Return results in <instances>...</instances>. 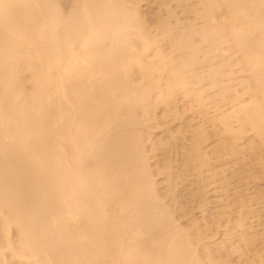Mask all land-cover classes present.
Returning <instances> with one entry per match:
<instances>
[{"label":"bare ground","instance_id":"bare-ground-1","mask_svg":"<svg viewBox=\"0 0 264 264\" xmlns=\"http://www.w3.org/2000/svg\"><path fill=\"white\" fill-rule=\"evenodd\" d=\"M72 2L71 11L65 14L58 0H0V229L10 251L8 257L17 264L229 262L216 259L204 240L208 224L206 231L191 224V233L175 225L177 212L186 207L180 206L176 214L171 210L174 207L170 209L173 201L176 207L177 200L171 183L174 188L179 177L182 180L192 171L199 176L211 172L214 152L219 154L215 158L220 153L239 157L248 149L253 157L258 155L264 178V0H160L158 10L151 14L155 5L148 4L149 10L143 5L150 19L139 0ZM163 45L168 46V50L164 46L168 52ZM231 59L232 65L238 64L234 66L249 74L242 71L258 91L253 90L259 98L254 97L255 101L249 92L253 103L249 101L248 108L239 103L244 119L238 114L240 105H235L237 113L231 106L236 113L228 112L232 118L217 109L220 98L228 100L227 94L233 91L228 83L233 79ZM224 70H230V76ZM222 76L228 82H222ZM205 82L207 87L196 85ZM206 90L217 92L211 93L215 100L220 99L217 107L212 96L205 97ZM179 95L187 105L192 98L190 112L198 105L195 114L186 104L179 105L181 110L187 108L180 111L176 103ZM236 96L230 99L238 102ZM224 102L219 104L226 106ZM168 105L175 108L170 111L174 116L198 113L205 125L217 122L223 128L217 132L220 141L215 139L217 126L212 135L204 127L189 129L190 135L185 128L179 130L178 138L185 132L192 142L181 137L189 146H178L177 173L170 165L171 150L177 151L175 146L180 143L177 133L167 132L164 142L163 135L157 138L152 123L148 126L146 120L158 110L164 113ZM173 109L180 114L175 115ZM171 113L168 115L173 118ZM159 117L158 124L166 118L160 121ZM178 117L175 119L182 122L185 116ZM237 118L238 130L230 127V121ZM191 122L189 125L196 123ZM246 128L258 138L253 131V140L245 137ZM165 132L161 133L167 136ZM211 136H216L211 145L221 142L215 144L218 148L205 143ZM245 138L258 142L248 146ZM146 140L154 142L146 145L149 152L145 151ZM239 140H245L249 148L237 145ZM150 159H155L152 164L157 174L155 169L151 171ZM242 171L244 178H250L247 168ZM162 172L177 177L174 182V178H164L170 179L168 184L164 182V193L167 198L173 196L172 203L160 201L164 195L159 199L155 192L158 181L153 177ZM235 172L239 179L241 175ZM202 180L201 186L207 182ZM241 200L246 203L245 198ZM246 214L236 222L240 234L227 239L234 238L230 247L239 257L252 252L251 264H264V231L260 236L250 233ZM11 228L18 233L15 245L9 235ZM2 252L0 264L10 263Z\"/></svg>","mask_w":264,"mask_h":264},{"label":"rangeland","instance_id":"rangeland-1","mask_svg":"<svg viewBox=\"0 0 264 264\" xmlns=\"http://www.w3.org/2000/svg\"><path fill=\"white\" fill-rule=\"evenodd\" d=\"M57 1V0H56ZM60 1V2H59ZM62 1L63 0H58V3H59V5H60V7H62V5H63V7L64 8H62L61 10L63 11H65V14L67 13V11L69 12V11H71L70 9L72 8V7H70V6H73V3L74 2H72L71 3V1L72 0H64L63 1V4H62ZM66 1V2H65ZM120 1V0H119ZM147 1H150V0H147ZM147 1H144V2H141V0H139V2H141V8L143 7V5L146 7V6H148L149 8H147L148 10L149 9H152V7L150 8V6H154L153 7V9L152 10H150V14L152 13V12H156L157 10H158V6H156V5H159V1L158 0H155L156 1V4H155V1H154V3L152 4V3H148ZM152 1V2H153ZM159 3H158V2ZM169 1H171V0H169ZM70 2V3H69ZM174 2V1H173ZM66 3V4H65ZM172 3V2H171ZM170 3V5H172ZM65 4V5H64ZM138 4H140V3H138ZM150 6H149V5ZM175 5H177L176 3H174ZM174 5V6H175ZM173 6V5H172ZM178 7V6H177ZM173 8V7H172ZM142 9H146V8H142ZM147 9H146V12L144 11L143 13H145L144 15H145V17L147 18V19H150V17L148 18L147 16H149L150 14L148 13V11H147ZM173 10V9H172ZM175 10V9H174ZM178 10H180L179 8H177V12H179ZM176 11V10H175ZM174 11V12H175ZM159 12V11H158ZM176 12V13H177ZM162 14V13H161ZM164 46H167V45H163V47H162V49H164V50H166L167 48H168V46L166 47V49H165V47ZM168 50V49H167ZM166 50V52H168ZM234 59V58H233ZM236 59V58H235ZM234 59V60H235ZM229 61L230 60H228L226 63H227V65H229ZM233 60L231 59V61H230V65H232L231 64V62H232ZM235 61H237V60H235ZM238 62V61H237ZM225 63V64H226ZM216 64V63H215ZM214 64V66H216L217 64H219V63H217L216 65ZM221 65V64H220ZM223 65V64H222ZM221 65V66H222ZM229 65V66H230ZM234 65H235V63H234ZM234 65H232V66H234ZM238 65V64H237ZM237 65H235V66H237ZM229 66H226L227 68L229 67ZM232 67L230 70H232L231 71V73L233 74V76H230V74L231 73H228V72H230V70H227L228 72H226L225 70V75L227 74V76H228V74H229V76L232 78L233 77V79L231 80V81H227L226 80V82H228L232 87L230 88V89H233V91L234 90H236V94H237V96H238V98L240 97V100H238V102H235L234 100H232L233 98H234V95L236 96V94H233L234 92L232 91V90H230L231 92H229L228 94H229V97H228V94H227V98H229L228 100H222V98H220L221 99V102L222 101H227L226 103V106H224L225 104H223V105H221L222 103L221 102H219V98H216V100L219 102V103H221V104H219L218 102V107H217V104H216V100H215V98H213V97H215V96H213V95H211V93L212 94H215V93H217V92H213V90H206V91H209V92H207L208 94H205V97L207 96V99H208V95H210V96H212V98L214 99V101H215V107H217V109L219 110V114H221L222 116L224 115V114H226V113H228V112H231L234 108H235V105H240L241 107L239 108V115L241 114L240 112H242L243 111V109H242V105H247V104H249L251 101H255V98L257 99L258 97H255L254 95H253V90H255L256 92H258L256 89H255V86H254V88H253V86H252V84H251V82H254L253 80L251 81V78H250V80H248L249 79V77L247 78V76L245 75V73L247 74V72L246 71H243L241 68H237V67ZM218 66H216L215 68H217ZM220 67V66H219ZM218 67V68H219ZM224 67H225V65H224ZM231 67V66H230ZM238 67H239V65H238ZM237 68V69H236ZM224 69V68H223ZM238 69H241V70H239V71H241V73L240 72H236V71H238ZM245 72V73H243V72ZM247 75H249V74H247ZM223 77V76H222ZM227 78V77H226ZM224 80V77L222 78V82H224V83H226L225 81H223ZM203 83V82H202ZM202 83H198V84H196V85H200V86H204L205 85V87H207V83L205 82V84H202ZM253 85H254V83H253ZM195 86V85H194ZM198 86L196 87L195 86V88H198ZM249 87V88H248ZM200 88V87H199ZM250 89V90H249ZM216 91V90H215ZM254 91V94H256V92ZM247 92V93H246ZM249 92H251L250 94H251V96H253L252 97V99H250L251 97H250V94H249ZM206 93V92H205ZM210 93V94H209ZM259 96V93H257L256 94V96ZM217 96H218V94H217ZM233 96V97H232ZM237 96H236V98H237ZM184 96H182V95H179L178 96V98H177V100H178V102H176V103H179V104H177V107L180 109V107H179V105L180 106H182V107H185V105L184 104H186V103H184V101H183V99H181V100H179L180 98H183ZM220 97V96H219ZM230 97H232V99H230ZM255 97V98H254ZM190 98V97H189ZM211 97L209 98L210 100L212 99ZM186 99L187 100H189L187 97H186ZM213 99L211 100V101H213ZM235 99V98H234ZM259 99V98H258ZM185 100V99H184ZM190 100H192V98H190ZM190 100L189 101H187V103H188V105H187V108L189 109L190 108V106L189 105H191L192 106V104H194L193 103V100L190 102ZM209 100V101H210ZM251 100V101H250ZM180 101V102H179ZM186 101V100H185ZM232 101H234L233 103H232ZM250 101V102H249ZM260 101V100H259ZM189 102L191 103V104H189ZM224 102V103H225ZM258 102V101H257ZM196 103V102H195ZM234 104V105H232V104ZM239 103H241V104H239ZM251 103H253V102H251ZM214 105V104H213ZM169 106V105H168ZM168 106L166 107L167 109H168ZM189 106V107H188ZM195 106V105H194ZM233 107V109L231 110V108ZM251 107L253 106V105H250ZM171 107V108H170ZM172 105H170L169 106V111L166 109V111L165 112H170L171 110H172ZM176 107V108H177ZM181 107V108H182ZM196 107V106H195ZM195 107H193V108H191L192 109V111L191 112H194V109H195ZM246 108H248V106H245ZM244 107V108H245ZM174 108V107H173ZM178 108H177V110H178ZM187 108H185V109H187ZM175 109V108H174ZM174 109H173V111H174ZM183 109L184 108H182V110L180 109V111L181 112H183ZM184 109V110H185ZM196 109H198V105H197V107H196ZM237 109H238V107H237ZM242 111H241V110ZM179 111V110H178ZM189 112H190V109L188 110ZM187 110H186V112H188ZM212 111V110H211ZM234 111L236 112V110L234 109ZM164 112V113H165ZM167 112V113H168ZM172 112V111H171ZM170 112V113H171ZM176 112V110L173 112V113H175ZM188 112V114H190ZM223 112H226V113H224L223 114ZM233 112V111H232ZM231 112V113H232ZM235 112H233V113H235ZM162 113L163 112H159V110H158V112H156V115L159 117V115H161L160 117H159V120L160 121H162L161 120V117H163V118H165L164 120H163V122L162 123H164V124H162V123H159L158 124V117H156V115H149L150 117H151V119L149 118V116H147L148 118H149V120H148V118L146 117V120H147V124H148V126H150V123H152L151 124V126L153 127V128H155V135H157L156 137L158 138V137H161V135L160 134H162L163 136H162V139H163V137H164V142L167 140L166 138H168V136L169 135H167V132H168V134L169 133H171V135H172V131L174 132L173 134H176L177 132H179V130H180V132L181 131H183V130H181V129H184L186 132H188V131H190V130H193V129H198V128H203V129H208V130H205L206 132H211V135H212V131H213V129L217 126V128H215L216 130L218 129V131H216L215 132V134H217V132L220 134V132H221V130L223 129L222 128V126L219 124V123H215V124H217V125H214V126H210L209 124L210 123H206V125H205V122H202V120H199V119H202V118H200L199 117V119H198V113L195 115V116H190V115H186V113L184 112V114H181V115H179L180 117H178V115H176V114H178L179 112H176L175 113V115L178 117V118H183L184 116V118L182 119V122H179V120L176 118L175 119V117L176 116H174V114H172L173 115V118H172V116L171 115H168V114H170V113H166V114H164L163 113V115H162ZM213 112H211V114H212ZM237 113V112H236ZM235 113V114H236ZM151 114V113H150ZM152 114H154V113H152ZM180 114V113H179ZM194 114H195V112H194ZM230 113H228V114H226L227 116H230L229 115ZM243 114V113H242ZM165 115H168V120H167V116H165ZM183 115V116H182ZM212 115H215L214 113L212 114ZM238 115V117H239V119H240V116H242L241 117V119L243 118L244 119V114L243 115H240L239 116ZM182 116V117H181ZM186 116H187V118L189 117L190 119H191V117H192V119H194L193 121H194V123L195 124H190L189 125V123L191 122V120H190V122H189V120H185V119H187L186 118ZM232 116V115H231ZM230 116V117H231ZM155 119H154V118ZM196 119H195V118ZM152 118L154 119V122L155 121H157V122H153L152 121ZM232 118V117H231ZM198 119V120H197ZM152 122H151V121ZM166 120H167V122H166ZM187 121V122H189L188 124L187 123H184L185 121ZM196 120V121H195ZM233 120V119H232ZM230 121V122H233V124L232 123H230V127H231V125H233L234 126V128L236 127L237 128V126L239 127V125L237 124V121H238V118L235 120V122L234 121ZM150 121V122H149ZM159 121V122H160ZM184 121V122H183ZM192 121V122H193ZM201 121V122H200ZM240 121V120H239ZM244 121V120H243ZM243 121H240V122H243ZM191 122V123H192ZM153 123H154V125H153ZM177 123H178V125H177ZM181 123L182 124H187V125H183V126H188L187 128L186 127H183L182 125H181ZM203 123V124H202ZM235 123V124H234ZM161 124L163 125V127L162 128H159V127H161ZM158 125H160L158 128H156ZM221 126V127H218V126ZM237 125V126H236ZM180 126H182V128L180 127ZM232 126V127H233ZM179 127H180V129H179ZM214 127V128H213ZM231 127V128H232ZM151 129L152 131V136H151V139L154 141H156V139H153V138H156L155 137V135H154V129ZM220 128V129H219ZM222 128V129H221ZM233 128V129H234ZM235 128V129H236ZM157 129V130H156ZM168 129H170L171 130V132H169L168 131ZM190 129V130H189ZM214 129V130H215ZM234 129V130H235ZM249 129H251L250 127H249ZM248 128H246V131H245V133L247 132V130H248V132L245 134V137L247 136V137H252V140H253V135H252V131L253 130H249ZM164 130H167L166 132L164 131ZM236 130H238V129H236ZM220 131V132H219ZM158 132V133H157ZM161 132H165L166 133V135L167 136H165V134H163V133H161ZM179 132V134H182V133H180ZM222 132H224V131H222ZM255 131H253V134H254V136H255V133H254ZM189 133V132H188ZM187 133V134H188ZM186 134V135H187ZM191 134V131H190V133L188 134V135H190ZM214 134V132H213V135H215ZM219 134H217V137L216 136H211L210 137V139L211 138H215V139H218L219 141H220V139H219ZM143 135H145V134H143ZM158 135H160V136H158ZM170 135V136H171ZM185 135V132L183 133V136ZM222 135V134H221ZM176 135H174V137H175ZM178 136H180V135H178V133H177V140H179L180 139V143H179V141H178V145L176 144V142L175 141H177V140H175V141H173L177 146H175V145H173V147L175 146L176 148L179 146V144H184V143H188V141H190L188 138V136H184V137H188L187 138V140H185V141H183V143H182V138L181 137H183V136H181L180 138H178ZM145 137V136H144ZM146 137H148L147 135H146ZM166 137V138H165ZM183 137V138H184ZM256 137V136H255ZM220 138H222V137H220ZM256 138H258V137H256ZM256 138H255V140H256ZM145 139H147V138H145ZM185 139V138H184ZM183 139V140H184ZM210 139L208 140V141H210ZM214 139V140H215ZM246 139V144H248L249 143V145L248 146H250V144H252L253 143V141L251 140V138L250 139H247V138H245ZM212 140L213 139H211V141L210 142H205L206 144H210L211 142H212ZM213 140V141H214ZM218 140H216V141H218ZM247 140H251L252 142H249V141H247ZM149 141V140H148ZM147 140H146V142L147 143H145V151H147V152H149V150H146V149H148L149 148V144H151L152 142H151V140H150V142H148ZM154 141V142H155ZM169 141V140H168ZM200 141V140H199ZM198 141V142H199ZM202 141V140H201ZM215 141V142H216ZM218 141V143H221V142H219ZM239 141H241V140H239ZM239 141H237L238 143H237V145H239L240 143H242V144H240L241 145V147H242V145H244L245 144V140H243V142L241 141V142H239ZM257 142H258V140H256ZM256 141H254L255 143H256ZM153 142V143H154ZM190 142H192V141H190ZM190 142H189V144H190ZM153 143L151 144V146L153 145ZM185 144L186 146L188 145V144ZM202 143H204V141H202ZM217 143V142H216ZM216 143H214V145L216 144ZM218 143H217V145H218ZM234 143H235V141H234ZM255 143H253V144H255ZM192 144V143H191ZM205 144V145H206ZM211 144H213V142L211 143ZM210 144V145H211ZM244 145V147L246 146L247 148H249L247 145ZM146 145H149V146H147L148 148H146ZM180 145V146H181ZM200 145H202L203 146V144H200ZM209 145V146H210ZM214 145H211L210 147L212 148ZM220 145V144H219ZM236 145V144H235ZM236 145V146H237ZM256 145V144H255ZM189 146V145H188ZM207 146V145H206ZM206 146H205V148H206ZM216 146V145H215ZM215 146H214V148H215ZM174 147V148H175ZM239 147V146H238ZM243 147V148H244ZM151 148V147H150ZM172 148V147H171ZM174 148H172V149H174ZM175 148V149H176ZM181 148H182V146H181ZM204 148V147H203ZM216 148H218V146H216ZM247 148H245V149H242V148H240V149H242L243 151H246V149ZM179 149V150H178ZM210 149V148H209ZM171 149H168V151H169V153L172 151V153H170V157H171V162H170V165H172L171 167H172V171L175 173L176 171H177V166H179L178 164H180V162L178 163V161H180L179 159H180V155H179V158H178V152L179 151H181L180 150V148L178 147L177 148V151H174V150H171ZM215 150H217V149H215ZM239 150V149H238ZM240 151V150H239ZM248 151H249V149L247 150V152H244L243 154H245V155H243V154H241V156L239 155V157H237V156H230V155H227V156H225L224 154L222 155V153H220L221 154V156H219V157H217V158H215V156H217V155H219V154H215L216 152H214L213 154H212V158H210L211 160H212V164H210V165H212V166H210L213 170H211V172H204L203 173V175L202 176H199V175H197V173H196V175L197 176H199V179H200V177L201 178H203V180H204V182L205 181H207V182H203L204 184H205V186H206V188H205V186H204V184H202V186H201V180H200V184H199V179H198V177L193 173L192 174V172H190L191 174H188V175H184V177L182 176V180H180V178L181 177H179L178 179H177V177L175 176V174L174 173H172V175L173 176H175V177H171V175L169 176V174L168 175H166L165 174V172H162L163 174H160V175H155V174H157V172H156V166L154 165V164H152V163H154V161H155V159H150V162L148 161V163H149V165L151 166V171L153 170L154 171V169H155V174H153V175H155L154 177H153V180H155V183L158 181V183H156V185H157V189H155V192H157L156 194L158 195V197L159 196H162V195H164L163 197H161V200L160 201H162L163 199L165 200H163L164 201V203H166V202H169V201H171V202H169V203H172V197L171 196H169V195H167V196H169L168 198L167 197H165L166 195L165 194H167L166 192L164 193V190L166 189V186H165V183L164 182H169V180L171 179H175V180H173V182L174 181H177L178 183L176 184V182H175V184L177 185H175V187L174 188H172L173 187V183H171V189H172V191H174L172 194L174 195V199H175V196L177 197V200H176V207H175V202L173 201V203L172 204H168L169 205V207H170V209L172 208V207H174V208H172L171 210L173 211V212H175V214H176V210L178 211V209L180 208V206H182V207H186L185 208V210L182 208H180L179 209V211L177 212V214H176V217H175V219H176V221H177V224H176V221H175V225L176 226H178L179 227V225L181 226V229H184V230H187L188 232L190 231V230H188V228H190V229H192V230H194V228H192L190 225L192 224H194L195 223V225H196V223L199 225H197L198 226V228L200 229V230H204L205 229V231H206V228H205V225L206 224H208L209 225V227H210V229H207V231L206 232H203V233H205V237H206V239H205V237H204V240L206 241V243L207 244H210V250L211 251H213V253L215 252V255H213V256H215L216 257V259L218 258V257H221V258H223V260H222V262H225V261H229V262H227V263H229V264H251V261H250V259L253 257L252 255H251V253H248V254H245L246 255V257H244L245 255H241L242 257H239L240 256V254L239 255H237V254H235V252L233 251V249L231 250V247H230V244L233 242V241H235L234 240V238L233 239H227V237H229V235H231V234H233V236L234 235H236V234H240V230L236 227V222L238 221L237 219H238V217L239 216H241V214L243 215L244 214V216H245V214H246V216H248V217H246V223H247V227H249L250 228V233L252 232V234L253 233H255V234H258V236H260V232H262V231H264V193H260L261 191L262 192H264V178L261 176V174H260V166L258 167V165H260L259 163V158L257 159V157H258V155L256 156V154H255V156L253 157V153L254 152H252V150H251V153L253 154V155H250V152L248 153ZM146 152V153H147ZM176 152H177V154H176ZM247 153V154H246ZM259 153V152H258ZM148 154V153H147ZM150 154V153H149ZM148 154V155H149ZM175 156H177V157H175ZM214 156V157H213ZM243 157H244V159H243ZM215 158V159H214ZM154 160V161H153ZM176 160H178V161H176ZM151 163V164H150ZM241 167H242V169H241ZM245 167V168H244ZM240 168V169H239ZM246 168H247V171H248V173H249V176H250V178L248 177V175H247V177L249 178H244L241 174H243V169L244 170H246ZM237 170V171H236ZM152 171V172H153ZM164 171V170H163ZM171 171V172H172ZM214 171V172H213ZM238 172L240 175H241V177H243V178H241V177H239V179L241 178L242 180H239L237 177L239 176H237V177H235L234 175V172ZM242 171V172H241ZM153 172V173H154ZM235 172V173H236ZM177 173V172H176ZM238 173H236V174H238ZM246 174H248L247 172H245ZM167 176V178L168 177H171L170 179H168L167 181H166V176ZM245 176V175H244ZM246 177V176H245ZM164 178H166V179H164ZM162 179L164 180V181H162ZM180 180V181H179ZM202 180V181H203ZM171 182V181H170ZM168 184V183H167ZM156 185H155V188H156ZM167 186H169V185H167ZM199 186H200V188H199ZM201 187H202V189H201ZM206 189V191H205V189ZM198 189V192L199 191H203V189H204V191H205V194H203L202 193V196H200L201 194V192H199L198 194H196L197 192H196V190ZM199 189H201V190H199ZM158 190V191H157ZM261 190V191H260ZM193 192V193H192ZM192 194V195H190L189 196V194ZM159 194H161V195H159ZM200 194V195H199ZM262 194V196H260ZM199 197H198V196ZM241 198H245L246 199V203L244 204V203H242L241 201ZM159 199H160V197H159ZM241 200V201H240ZM243 202H245V201H243ZM242 203V204H241ZM172 205V206H171ZM178 207V208H177ZM176 208V209H175ZM251 210V212L250 211H247V210ZM241 211H245V213H243V212H241ZM247 211V212H246ZM250 212V213H249ZM249 213V214H248ZM174 214V215H175ZM192 220H194V221H192ZM189 221H191V223L189 222ZM207 225V226H208ZM196 226V227H197ZM202 227V228H201ZM208 227V228H209ZM248 228V229H249ZM1 229H0V251H1V249H3V252L2 253H5L4 254V256H3V254H2V256L3 257H6V259L8 260V262H10L11 261V258H9L8 256H10V251L5 247L6 246V242H4L5 241V236H4V234H2L1 233ZM11 233L9 234V232H8V234L11 236L10 237V239H11V241H12V243H14V245H15V243H16V239L18 238V233H17V231H16V229L15 228H11V231H10ZM190 233H191V231H190ZM263 233V232H262ZM3 235V236H2ZM226 235H228V236H226ZM2 236V237H1ZM4 237V238H3ZM257 237V236H256ZM13 239V240H12ZM4 240V241H3ZM14 240H15V242H14ZM231 241L230 243H229V241ZM202 242H204V241H202ZM257 242V241H256ZM255 242V244H256V248L258 249V247L257 246H259V243L257 244ZM205 243V242H204ZM205 243V244H206ZM206 244V246L208 247V245ZM213 247H215V248H217V250L216 249H214L213 248V250H212V246ZM195 246H198V244H194V248H196L197 249V247H195ZM199 248L201 249V247H200V245H199V247H198V250H199ZM202 250V249H201ZM200 250V251H201ZM212 253V254H213ZM201 254H202V257H205V255H204V253L203 252H201ZM248 255V256H247ZM252 256V257H251ZM249 258V259H248ZM220 259V258H219ZM248 259V260H247ZM4 260H5V258H4ZM7 260H5V261H7ZM225 260V261H224ZM15 261V262H14ZM203 261H204V258H203ZM207 260L205 259V261L204 262H206ZM14 262V263H13ZM17 262L18 261H16V260H13L12 259V261L10 262V263H7V264H17ZM21 262H19V264H20ZM226 262L224 263V264H227ZM22 264V263H21ZM253 264V263H252Z\"/></svg>","mask_w":264,"mask_h":264}]
</instances>
